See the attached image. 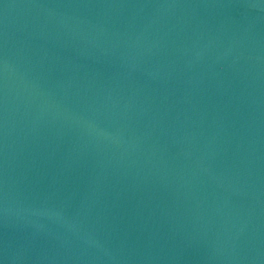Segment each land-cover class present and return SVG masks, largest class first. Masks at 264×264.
I'll list each match as a JSON object with an SVG mask.
<instances>
[{"label":"water","instance_id":"obj_1","mask_svg":"<svg viewBox=\"0 0 264 264\" xmlns=\"http://www.w3.org/2000/svg\"><path fill=\"white\" fill-rule=\"evenodd\" d=\"M0 264H264V0H0Z\"/></svg>","mask_w":264,"mask_h":264}]
</instances>
